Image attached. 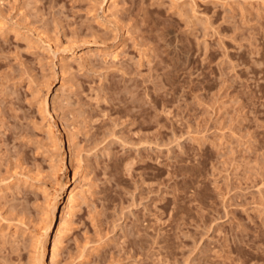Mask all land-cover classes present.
Instances as JSON below:
<instances>
[{
	"label": "rangeland",
	"instance_id": "obj_1",
	"mask_svg": "<svg viewBox=\"0 0 264 264\" xmlns=\"http://www.w3.org/2000/svg\"><path fill=\"white\" fill-rule=\"evenodd\" d=\"M67 183L55 264H264V0H0V264Z\"/></svg>",
	"mask_w": 264,
	"mask_h": 264
},
{
	"label": "bare ground",
	"instance_id": "obj_2",
	"mask_svg": "<svg viewBox=\"0 0 264 264\" xmlns=\"http://www.w3.org/2000/svg\"><path fill=\"white\" fill-rule=\"evenodd\" d=\"M65 186H68L69 189H68V192H67L66 204L64 206L65 207V213L63 215V219L58 224L57 229L56 228L53 229V220H51L49 222V224H47L46 229H45V232H42V235H41L42 237H44L46 234H49V232L52 229H53L52 231H54L56 229L55 237L53 239V246H52V249H51V262L53 264H55V262H56L55 259L57 257V253H58V250H59V245H60L61 240L63 238V234L66 231V227H67L66 224L68 223V221H67L68 219H66V217H68L69 213L66 211V209H69V208L73 207V205L75 204L78 196H80V194H82V193L87 192L85 189L82 190V187L84 185L80 186V185H77L76 184V185L72 186V185H69L67 183ZM42 237H40V238H42ZM42 240H40V242H39L40 243L39 251H40L41 256H44V254L47 251V247H46L45 241L44 240L42 241Z\"/></svg>",
	"mask_w": 264,
	"mask_h": 264
}]
</instances>
